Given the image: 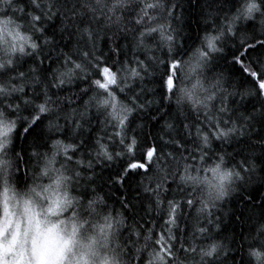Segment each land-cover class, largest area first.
I'll return each instance as SVG.
<instances>
[{
	"label": "snow or ice",
	"instance_id": "obj_1",
	"mask_svg": "<svg viewBox=\"0 0 264 264\" xmlns=\"http://www.w3.org/2000/svg\"><path fill=\"white\" fill-rule=\"evenodd\" d=\"M178 6L176 0H0V186L7 192L32 185L25 195L39 188L34 202L41 213L51 183L62 181L74 194L55 225L49 223L51 232L44 225L34 230L24 217L19 227L0 228V264L235 261L231 245L214 237L216 213L256 173L254 155L228 166L234 156L227 146L264 121V0H212L199 43L183 51L174 26ZM57 19L67 51L48 32ZM228 57L243 86L223 72L207 75ZM149 81L159 85V96ZM236 97L237 104L254 101L253 110L234 109ZM153 105V127L163 121L158 135L145 134L137 119ZM42 124L50 151L31 152L36 165L25 171L31 184L20 188L23 156L14 137L22 129L26 139ZM116 161L113 187L133 173L148 177L140 182L144 195L135 203L124 197L119 210L102 194L95 172ZM241 250L240 264H264V229L245 237Z\"/></svg>",
	"mask_w": 264,
	"mask_h": 264
},
{
	"label": "trees",
	"instance_id": "obj_2",
	"mask_svg": "<svg viewBox=\"0 0 264 264\" xmlns=\"http://www.w3.org/2000/svg\"><path fill=\"white\" fill-rule=\"evenodd\" d=\"M211 2L212 0H176L179 6L175 11L177 15L181 16V19L179 21H174V26L179 32L178 44L180 42L183 44L182 51L199 43V37L203 34L205 28L203 17L207 6ZM49 24L51 25L48 29L49 34L55 31L59 45L65 46V41L61 39V34L58 31L60 24L59 19L51 21ZM110 34L111 33H109V35ZM116 42L120 45L126 43L123 38L118 39ZM101 46L104 51H108L106 42H102ZM70 47V44L65 46V51L69 50ZM57 51H59V48H57ZM128 58H131V51L128 53ZM112 59L115 60L116 57L112 56ZM120 59H124L123 55ZM228 59H230V57L216 60L214 62V67L207 75L211 77L214 73L223 72L229 77L230 82L238 86H243V78L240 76L239 72L228 63ZM31 62L32 61L29 59L24 67L27 68ZM49 64L50 62L46 60L43 66L47 68ZM51 66L55 67V64ZM80 87H87V84L81 83ZM147 87L155 89L156 95H160L158 84L149 81ZM74 91H78V89H74ZM64 94L67 95V93ZM148 98L151 99L152 95L149 94ZM238 100L239 97H236L232 104L234 109H238L240 112H251L253 110L254 101L251 103L245 102L237 104L236 101ZM155 109L156 105H153L147 113H143L137 118L144 122L143 131L145 134L151 131L153 135H158L160 132V124H162L163 121L153 127L154 122L150 114L155 112ZM174 109L175 105L173 104L168 110L171 113ZM44 123L47 122L45 121ZM61 123H63V121H61ZM93 123L98 129V123H96L95 120ZM42 129L43 124L40 125L35 132L28 135L26 139L21 129L19 130V134L14 137L15 151L20 152L23 156V160L20 161L18 172V187L20 188H23L27 183L31 184L30 178L25 180V171L27 170L30 174L32 168L36 165V161L30 158L31 152L33 150H39L40 152L50 151L48 147L50 141L43 134ZM245 131L246 135L244 137L239 140H234L231 146H227L228 151L232 152L234 156V159L229 161L228 166H232L233 163H239L242 158L254 155L256 160V173L252 176L249 183L239 186L227 201L221 205V210L216 213V215L220 217V231L214 233V237L217 240H222L230 244L233 248L232 255L235 257V261L233 262L230 260L228 264H240L241 257L244 256L241 245L245 237L249 236L250 233L252 237H255L257 229H264V222L255 224L256 221L264 219V144H262V141H264V121H257L250 130L246 129ZM54 135L56 138H67L66 134L56 133ZM78 155L79 153L77 156ZM37 168H39V165H37ZM119 169V161L113 162L111 165L105 162L103 166L97 165L95 168L97 174L96 184L102 189V194L108 198V203L117 210L121 208L120 200L124 197H127L134 203L136 200H139L144 195L140 186L141 180H143L145 184L148 183V177L141 171L139 175L133 173L129 176L125 180L123 186L116 185L113 187L109 177L114 176V173L119 171ZM154 175L155 169L153 167L149 176ZM25 189L26 187L19 190L23 192ZM142 203L146 204L147 201H142ZM137 207H140V205L138 204ZM141 215H143V211H141Z\"/></svg>",
	"mask_w": 264,
	"mask_h": 264
},
{
	"label": "clouds",
	"instance_id": "obj_3",
	"mask_svg": "<svg viewBox=\"0 0 264 264\" xmlns=\"http://www.w3.org/2000/svg\"><path fill=\"white\" fill-rule=\"evenodd\" d=\"M43 167L44 165L41 164V171L37 173L38 175H43ZM224 182L227 183L228 180L226 179ZM43 183L48 185L50 182L44 179ZM32 187V185H29L28 188L21 192L19 189H15L14 185H11L7 192H5L3 187L0 186V208H2V214H0V228L6 229L13 223L15 227H19L21 217H24L27 222L33 226L34 230L38 231L40 226L44 225L48 232L52 231V228L48 227L49 223L51 222L52 225H55L56 217L70 205L71 197L74 194L70 187L65 188L62 181L51 183L50 189L43 195V201L45 203L43 213H41L38 205L34 202L35 196L40 195L41 190L37 188L32 195L23 194L29 192V189ZM13 217H15V221H13ZM61 226L64 227L62 222ZM73 230V225L68 224L66 226L67 232L70 233ZM98 264H112V261L109 257L106 261H98Z\"/></svg>",
	"mask_w": 264,
	"mask_h": 264
}]
</instances>
